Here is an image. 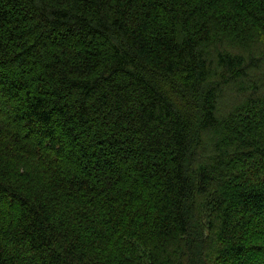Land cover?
I'll use <instances>...</instances> for the list:
<instances>
[{
    "label": "trees",
    "instance_id": "1",
    "mask_svg": "<svg viewBox=\"0 0 264 264\" xmlns=\"http://www.w3.org/2000/svg\"><path fill=\"white\" fill-rule=\"evenodd\" d=\"M0 264H264V0H0Z\"/></svg>",
    "mask_w": 264,
    "mask_h": 264
},
{
    "label": "rangeland",
    "instance_id": "2",
    "mask_svg": "<svg viewBox=\"0 0 264 264\" xmlns=\"http://www.w3.org/2000/svg\"><path fill=\"white\" fill-rule=\"evenodd\" d=\"M223 104L221 105L222 107L225 105V102H222ZM258 220H260V219H258ZM253 260H256V258H253ZM253 260H251V261H253Z\"/></svg>",
    "mask_w": 264,
    "mask_h": 264
}]
</instances>
